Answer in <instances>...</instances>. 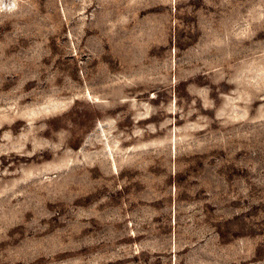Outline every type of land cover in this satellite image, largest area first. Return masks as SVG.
Wrapping results in <instances>:
<instances>
[{"label": "rangeland", "instance_id": "1", "mask_svg": "<svg viewBox=\"0 0 264 264\" xmlns=\"http://www.w3.org/2000/svg\"><path fill=\"white\" fill-rule=\"evenodd\" d=\"M0 264H264V0H0Z\"/></svg>", "mask_w": 264, "mask_h": 264}]
</instances>
